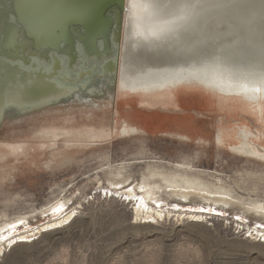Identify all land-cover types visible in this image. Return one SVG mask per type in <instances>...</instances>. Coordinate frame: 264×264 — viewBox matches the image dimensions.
<instances>
[{"label":"rangeland","instance_id":"1","mask_svg":"<svg viewBox=\"0 0 264 264\" xmlns=\"http://www.w3.org/2000/svg\"><path fill=\"white\" fill-rule=\"evenodd\" d=\"M159 1L167 2L169 11L206 9L191 16L175 38L181 45L201 37L196 47L210 60L222 53L235 65L252 66L256 53L248 45L264 49V0ZM111 44L114 53L108 56H116L121 44L113 40ZM78 46L77 53L83 55L74 63L68 54L58 52L64 57L61 71L70 78L79 75L85 58ZM231 49L238 53L229 54ZM88 65L92 67L91 62ZM259 65L264 69V64ZM0 83L13 80L3 78ZM257 85L260 89L261 81ZM116 89L122 90L119 85ZM207 92L214 109L187 111L201 127L189 140L169 127L126 135L119 127L116 130L118 94L95 99L101 106L85 102L16 117L5 114L0 122V244L7 245L0 253V264H264V240L239 233L235 227L264 229V160L216 140L220 126L231 129L239 121L253 132L263 130L264 100L248 101L237 95L224 100L218 95L224 94ZM134 106L142 108L135 101ZM124 107L129 105L123 101ZM224 110L231 116L220 112ZM53 125L64 126L68 133L57 139L46 137L44 129ZM106 130L109 136L103 134ZM260 146L254 148L263 154ZM166 178L176 182L171 186ZM186 179L200 182V188L188 186ZM134 185L139 194L153 193L147 197L152 208L205 211L206 217L136 221L132 202L117 195ZM58 201L65 206L54 214L49 207ZM73 208L77 212L71 219L42 230ZM25 233L33 235L15 240Z\"/></svg>","mask_w":264,"mask_h":264},{"label":"bare ground","instance_id":"2","mask_svg":"<svg viewBox=\"0 0 264 264\" xmlns=\"http://www.w3.org/2000/svg\"><path fill=\"white\" fill-rule=\"evenodd\" d=\"M157 1L159 0H129L127 8L124 11H127L126 18L125 13L122 16L121 29L119 30L118 24L117 28L113 30V42L121 44L120 51L116 52V56H107L105 62L100 64H97L96 60L91 59L93 61H89L88 64L91 62L92 67L85 65L87 68L85 69L84 67L83 69V64L79 75L76 78H70L66 72L61 71L64 57L61 55L59 57L58 51L50 50L49 43L45 44L43 40L35 41L26 36V29L30 31L31 27L27 22H25L24 27L17 20L15 11L16 1L0 0V32L2 33L3 31L4 34L3 37H0V62L3 63L0 65V75L4 74L3 77H0V80L3 78L9 79V77L13 80V83H0V122L6 118V115L16 117L15 115L18 113L33 112L39 109L58 107L66 104L86 102L92 103L95 106H101L100 102L95 101V99H107L115 96L118 92L116 89L118 85L122 90L132 89L135 91L137 89L156 90L182 84L191 86L193 83H197L199 86L202 85L209 90L211 89L212 92L229 95L225 97L218 94L219 98L224 100L237 98L234 95H237L239 98L243 96L248 101L264 100V69H261L259 65V63L264 64V49L256 48L255 44L248 45L249 50H251L250 52L255 51L256 53L253 56L256 59L252 62L254 63L252 66L247 65L243 67L235 65L236 63L231 62L226 57L227 55L224 57L222 53L210 60L206 52L202 51V48L198 49L196 47L201 37L193 40L194 43L183 42L181 45L175 38L176 35L184 32L182 29L188 26L187 23L192 20L191 16L204 13L206 9L204 11L192 8L169 11L166 9L167 2ZM213 13L223 14L224 12L215 11ZM16 20L19 24H16ZM125 22H127V27L124 30ZM110 38L106 39V47L102 51L107 52L106 55L114 53V47L112 48ZM77 44H82L86 53H90L91 51L96 53L99 51L98 48H94L90 43L85 44V42L77 40ZM73 51L71 48H68L67 51H62L61 53H67L71 56L72 60L74 58L78 59L83 55L78 54L76 49ZM232 53L238 52L229 51V54ZM81 58L80 60H82ZM261 66L264 68V65ZM251 72H253L252 75ZM86 74L88 76L82 80L81 78ZM22 79L28 81L25 82ZM255 79L257 80L255 81ZM258 79L260 80L258 81ZM260 81L262 89H259L257 85V82ZM210 93H207V96H204V98L212 104L213 102L209 98ZM123 115V113L120 114L118 121H116V130L119 127V131L125 135L130 133L138 134L143 130L140 126H132L130 122L132 120L124 118ZM187 118L188 120L185 119L187 120L185 122L175 121L174 124L177 127L175 128V135L189 140L192 135L198 132L199 128L193 125L191 117L187 116ZM61 127L59 128L56 125L49 128L46 127L44 133L46 137L57 139L68 133L64 129V126L61 125ZM253 131L254 129L249 127L246 122L239 121L232 124L231 129L228 126H220L217 131L216 140L219 144L229 145L230 148L239 153H245L250 157L264 160V153L261 154L254 148L260 145L264 146V124L263 130L257 129L256 132ZM90 133L92 132L90 131ZM103 134L109 136L111 132L106 130ZM181 166L183 167V165ZM200 180L202 179L200 178ZM166 181L171 186L176 182L172 178H166ZM185 182L188 186L196 188H200L201 186V183L196 180L186 179ZM139 187L141 189L143 185ZM183 190L186 191L184 188ZM151 193L145 190L144 193L139 194L135 185L128 189L117 191V195L121 196L123 201L132 202L131 208L136 221L149 222L162 218L167 220L185 218L197 220L206 217L205 213L207 212L205 211L182 210L177 212L162 208H152L147 204V197ZM64 206V202L58 201L51 205L49 210L55 214L57 211L62 210ZM47 210H44L45 213ZM76 212L77 208L69 210L64 215L58 217L56 221L51 222V225L42 226V230H47L48 228H52L53 225L71 219ZM235 227L239 232L243 231L242 233L248 236H255L264 240V229H261V227L239 224H235ZM32 235L30 233L21 234L15 240H25ZM12 242L13 239L8 244ZM6 245L0 244V253L4 251Z\"/></svg>","mask_w":264,"mask_h":264},{"label":"water","instance_id":"3","mask_svg":"<svg viewBox=\"0 0 264 264\" xmlns=\"http://www.w3.org/2000/svg\"><path fill=\"white\" fill-rule=\"evenodd\" d=\"M15 1L17 20L24 27L25 22L31 27L30 31L26 29V36L35 41L43 40L49 43L50 50L58 52H62L63 44L64 52L69 47L75 50L77 40L97 48V40H108L118 24L121 29L127 4V0ZM20 9L25 14L21 15Z\"/></svg>","mask_w":264,"mask_h":264},{"label":"crops","instance_id":"4","mask_svg":"<svg viewBox=\"0 0 264 264\" xmlns=\"http://www.w3.org/2000/svg\"><path fill=\"white\" fill-rule=\"evenodd\" d=\"M207 91H209L208 88L202 85L199 86L197 83H193L191 86L182 84L156 90H121L117 93L118 95L116 94L118 105L115 110V120L118 121L120 114L123 113L124 118L126 117L132 120H129L132 126H140L143 128L142 132L144 133H148L161 127H169L171 130H175V128H177L174 124L175 121L185 122L188 120L187 116L191 117L187 113L190 108H201L208 111L214 109L204 98V96H207V94H204L208 93ZM123 101L129 105L128 108H122ZM134 101L137 102V104H140V107L142 108L135 107ZM190 104L191 107H189ZM212 105L214 104L212 103ZM156 107H161L163 110H159V112L156 110ZM225 110L220 112H224L230 116ZM192 120L193 125L200 129V125H198L193 118Z\"/></svg>","mask_w":264,"mask_h":264},{"label":"flooded vegetation","instance_id":"5","mask_svg":"<svg viewBox=\"0 0 264 264\" xmlns=\"http://www.w3.org/2000/svg\"><path fill=\"white\" fill-rule=\"evenodd\" d=\"M115 15V14H114ZM115 18H116V15H115ZM115 29V28H114ZM112 36H113V34H112ZM111 36V43H112V40H113V37ZM111 45V44H110ZM80 47H83V51H84V54H85V58L83 59V64H84V66L86 65H88V60L89 59H94V60H99V59H101V57H102V55H105V58L108 56V55H106V53L107 52H102L104 49H105V47H106V40L105 39H99V40H97V48L99 49V51L98 52H93V51H91L90 53H86V50H85V48H84V46L82 45V44H80ZM70 48V47H69ZM75 49H76V45H75ZM62 51L64 50L63 48L61 49ZM74 52V51H73ZM67 54V53H66ZM70 56V55H69ZM104 58V59H105ZM76 61V58H74L73 60H72V58H71V56H70V62L71 63H74ZM105 62V61H104Z\"/></svg>","mask_w":264,"mask_h":264},{"label":"built area","instance_id":"6","mask_svg":"<svg viewBox=\"0 0 264 264\" xmlns=\"http://www.w3.org/2000/svg\"><path fill=\"white\" fill-rule=\"evenodd\" d=\"M243 231L239 232V233H242ZM243 234V233H242Z\"/></svg>","mask_w":264,"mask_h":264}]
</instances>
